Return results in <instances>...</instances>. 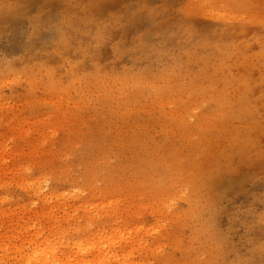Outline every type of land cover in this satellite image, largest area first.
I'll use <instances>...</instances> for the list:
<instances>
[{
  "label": "rangeland",
  "instance_id": "rangeland-1",
  "mask_svg": "<svg viewBox=\"0 0 264 264\" xmlns=\"http://www.w3.org/2000/svg\"><path fill=\"white\" fill-rule=\"evenodd\" d=\"M56 263L264 264V0H0V264Z\"/></svg>",
  "mask_w": 264,
  "mask_h": 264
},
{
  "label": "bare ground",
  "instance_id": "bare-ground-1",
  "mask_svg": "<svg viewBox=\"0 0 264 264\" xmlns=\"http://www.w3.org/2000/svg\"><path fill=\"white\" fill-rule=\"evenodd\" d=\"M45 251H46V250H45ZM50 251H51V250H50ZM84 252H86V251H84ZM36 253H37V252H36ZM38 254H39V255H37V256H43V255H41V253H38ZM48 254H49V253H48ZM48 254H46V257H45L46 260L48 259V258H47V256H49ZM51 254H52V253H51ZM51 254H50V255H51ZM51 257H53V256H51ZM42 259H44V256H43ZM108 260H109V259H107V261H108ZM58 261H59V260H58ZM71 261H72V260H71ZM46 262H47V261H46ZM56 262H57V261H56ZM98 262H99V261H98ZM87 263H88V262H87ZM56 264H60V263H56ZM61 264H63V263H61Z\"/></svg>",
  "mask_w": 264,
  "mask_h": 264
}]
</instances>
